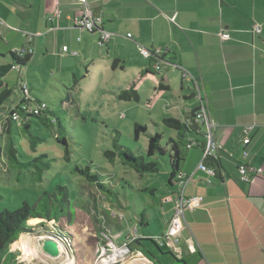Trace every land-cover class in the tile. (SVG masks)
<instances>
[{
    "label": "crops",
    "instance_id": "crops-1",
    "mask_svg": "<svg viewBox=\"0 0 264 264\" xmlns=\"http://www.w3.org/2000/svg\"><path fill=\"white\" fill-rule=\"evenodd\" d=\"M88 4L103 18L101 31L113 35L104 49L98 44L99 31L73 27L72 18L81 11L78 0H0V19L5 22L0 29V65L13 63L11 52L30 48L32 64L37 59H60L63 67L71 62L84 65L83 80L100 75L102 80L122 79L131 72L136 80L127 88L135 83L138 90L142 80L158 75L152 80L154 94L173 91V83L179 85L176 102L164 106L172 108L167 117L181 121L199 108L193 82L184 79L187 73L200 84L216 125V140L222 145L220 176L198 169L203 159L199 148L191 149L182 163L181 171L192 174L185 196H200L203 201L186 211L187 223L176 236L178 242H166L169 255L160 248L162 257L150 259L133 244L130 251L112 254L111 264H264V0H88ZM56 9L62 13L60 19L53 18ZM255 25L262 27L261 34L254 32ZM224 33L230 39L223 40ZM141 47L161 51L166 61H161V72L154 73ZM149 68L151 73L144 74ZM8 76L5 81L11 88L22 78L20 74L10 84ZM78 87L81 91L82 85ZM21 96H13V102ZM247 127L253 129L244 157ZM171 132L175 137L176 132ZM243 163L263 169L262 175L241 182L238 168ZM177 189L170 188L160 203L164 228L160 224L156 234L138 230L139 238L163 236L174 213L173 201L165 199ZM150 221L145 218L141 225ZM23 236L31 246V237ZM36 249L37 261L44 264L69 263L66 257L52 259L43 248Z\"/></svg>",
    "mask_w": 264,
    "mask_h": 264
},
{
    "label": "rangeland",
    "instance_id": "rangeland-1",
    "mask_svg": "<svg viewBox=\"0 0 264 264\" xmlns=\"http://www.w3.org/2000/svg\"><path fill=\"white\" fill-rule=\"evenodd\" d=\"M85 72L86 68L82 64L71 62L70 65L65 64L63 67L60 59H46L45 62L37 59V62L33 64L30 62L23 69L12 70L7 78L10 84L19 80L17 77L20 74L23 79L26 78L31 92L39 100L47 103L53 112L51 121L57 119L61 123L70 152L67 161L64 158L65 147L58 143L54 136L58 124L55 127H46L37 118H32V130L35 136L44 139L38 147V153L34 154L31 150L27 131L22 127L17 129L13 124L12 133L5 136L3 146L7 148L11 143L14 144L17 158L21 163H27L34 157L46 153L51 168L44 172L43 180L39 181L33 175V172L38 173L36 168L25 167L15 160L10 161L7 150L3 164L0 165V212L15 211L25 203L34 206L45 193H54L58 186L67 188L70 194V204L62 224L69 245L64 243L65 236L58 231L55 221L45 222L43 226L40 224L43 223L42 221L31 220L29 225L34 227L33 232L25 235L31 237L28 239L32 245L29 246L26 237L22 236L11 249V252L17 255L15 260L17 264H44L36 259L38 257L36 246L42 250L47 239L63 242L65 249L73 247L77 264H100L101 259L105 262V258H102L100 253V241L90 240L91 237H97L100 232L95 220L99 222L104 219L103 216L100 217L101 219H95L98 211L92 207L97 201L100 213L104 210L109 211V207H112L109 218L116 221L120 216L122 217V226L125 230L121 238L116 240L119 245L132 228L152 234L160 231V224L164 228L160 203L170 190L169 152L164 157L154 158L147 157L146 154L152 135L163 134L165 137L163 146L166 147V141L173 133L163 125L162 120L173 114L172 108L167 109L164 105L176 102L179 85L173 83L171 86L173 91H159L154 94L152 80L155 81L158 75L153 74L148 80L144 79L140 83L139 103L124 102L117 96L127 88L129 82L136 80L131 72L122 79L113 77L112 80L110 78L102 80L100 75L99 79L83 80ZM118 74L123 73L118 72ZM79 84L82 85L81 91ZM20 94L21 90L16 88L13 96ZM2 124L0 123V126ZM136 124L147 126V132L142 133L138 141L135 140ZM117 137L120 146L128 148L136 156H144L148 162L156 161L159 172L140 174L129 165H124L119 157L114 164L110 163L105 158L104 152L114 149ZM87 167H90L93 174L101 175L112 185L113 195H107L108 199L112 200V206L97 194L98 191L93 189L94 185L77 171ZM153 190L155 192L152 194ZM68 214H71L76 226H83L80 231L74 229L76 232H72L68 229L66 222ZM143 214L146 216V221L151 219L148 225L140 224ZM154 238L158 239L159 236ZM36 239L38 242L35 241ZM22 242L27 244L26 249L22 248ZM136 248L142 250L150 259L156 260V257H162L160 251L151 242L145 241L142 245H136ZM162 249L168 256L166 247ZM32 260L33 263L28 262ZM58 261H47V263L57 264Z\"/></svg>",
    "mask_w": 264,
    "mask_h": 264
},
{
    "label": "trees",
    "instance_id": "trees-1",
    "mask_svg": "<svg viewBox=\"0 0 264 264\" xmlns=\"http://www.w3.org/2000/svg\"><path fill=\"white\" fill-rule=\"evenodd\" d=\"M153 53V51H152ZM11 57L13 60L12 64L8 65H0V113L3 114L0 119V123H3L0 126V165L3 164V159L6 157V151L9 152V160H15L16 163H20L25 167H33L38 170V173H34L36 179L41 181L43 180L44 172L51 168L50 161L48 159V155L46 153L40 154L33 158V160L27 163H21L17 158L16 149L14 148V144H10L7 148H5L4 140L6 135H10L12 133L13 124H15L17 129L22 127L24 131H27V137L29 138L31 150L34 151V154L38 153V147L42 144L44 139L37 137L34 135L32 130V118H37L40 123L46 127L56 126L58 124L57 130H55L54 136L58 143L62 144L65 147L64 154L65 160H69L70 152L68 149V142L65 132L62 128L61 123L57 121V119H53L51 121V116H53V112L49 109L47 103L39 100V98L32 95L31 90L29 89L27 82L24 81L23 78H20L16 87H9L8 83H6L5 78L9 75V73L14 69V66H17L19 69H23L28 65L31 60L32 54H27L24 58H21L17 51L11 52ZM151 65L150 68H155L157 64H162L161 61L166 62L165 58L162 56H157L153 53L150 58ZM153 62H156L153 64ZM144 71V74L151 73V69ZM154 73L158 74L159 72L154 69ZM18 88L21 90V100L18 103L13 102L14 90ZM163 87L161 86V89ZM25 89L28 90V93L25 92ZM120 101L125 102H136L139 103L141 101V95L136 89V84L133 83L130 87L123 90L120 95L117 96ZM18 99V98H17ZM13 105H12V104ZM10 109H5L6 105H10ZM42 104H45L46 107H42ZM41 108L39 114L35 113V108ZM24 107L26 110H24ZM5 109V110H4ZM28 110V111H27ZM198 109L190 113L186 116L184 120H178L173 117H167L163 120V125L176 132V136H170L166 141V147L163 146L164 135L161 133H156L152 135L149 139V145L147 150V157L154 158L157 156L164 157L169 152L170 157V166L171 172L169 177L170 188L173 189L174 186H178V176L182 172L181 166L182 163L185 162L186 157L191 149H201L204 154V150L206 147V138L203 133V127L196 121V114ZM18 114L19 119L15 120L14 115ZM10 126V127H9ZM9 127V128H8ZM4 132V133H3ZM147 132V126H142L140 124L135 125V140L138 141L140 135L142 133ZM196 142L197 146L193 148H189L190 142ZM3 142V143H2ZM119 138L117 137L114 142L113 150H106L104 152L105 158L110 163H115L116 159L119 157L124 165H129L134 170H136L140 174H155L159 172V165L156 161H146L144 156H136L131 150L128 148H124L119 144ZM206 165L214 169L215 176H220L221 174V154L218 158L208 157L205 161ZM77 171L86 177V179L94 185L93 189L98 191L101 197L105 198L109 205H111L112 200L108 199L107 195H113V187L109 184L101 175H96L91 172L90 167L85 169H77ZM173 187V188H172ZM91 189V190H93ZM155 190L152 191V194ZM170 197H174L173 194ZM103 201V200H102ZM163 201V200H162ZM70 204V194L67 188L63 186H58L55 189V192L52 194L45 193L38 203L34 206L25 203L21 208L15 211L6 210L4 212H0V264H17L16 258L17 255L11 252L12 247L18 242L23 234H28L33 232V228L29 225L30 221H40L42 219L45 222L55 221L57 224L58 231L64 234V243L68 244L66 241V232L64 231L63 219L66 217V209H68ZM98 212L95 215V219H99L101 216L104 217L102 220H95L98 223L100 228V232L102 230H114L115 233H120L125 230L122 226V221L119 219L109 218L112 207H109V211L104 210L100 213L98 207V201L94 202L93 207ZM118 218V217H117ZM146 218L145 214L141 215V222L143 223ZM101 219V218H100ZM102 221V223H101ZM68 229H71L72 232L74 229L80 231L83 226H76L73 222V218L71 214H68L67 217ZM114 222V223H113ZM45 226V223H40ZM57 230V229H55ZM65 232V233H64ZM99 232V234H100ZM97 235V237H91L92 241H100L101 236ZM27 236H23L25 238ZM22 238V239H23ZM149 241L155 244L157 249L161 251L160 247L155 243V241L149 239L136 238L134 241V245H141V242ZM132 244V245H133ZM73 247L70 250L73 251Z\"/></svg>",
    "mask_w": 264,
    "mask_h": 264
},
{
    "label": "built area",
    "instance_id": "built-area-1",
    "mask_svg": "<svg viewBox=\"0 0 264 264\" xmlns=\"http://www.w3.org/2000/svg\"><path fill=\"white\" fill-rule=\"evenodd\" d=\"M78 1L81 5V11L72 18V23L74 25V28L80 29L88 33H94V32L99 31L100 38H99L98 44L101 47L106 46L112 39L113 35L104 30L101 31V27L103 24L102 16L100 14H96L90 8L88 4V0H78ZM61 16H62V13L60 9H56L53 18L60 19ZM53 18L51 19L53 20ZM4 24L5 22L0 19V29L4 26ZM254 32L257 34H261L263 32L262 27L260 25H255ZM23 36L27 38L28 40L32 39V35H29L27 33H24ZM128 37H131V35L129 34ZM222 39L228 40L230 39V35L228 33H224L222 34ZM63 51L68 52L69 48L67 46H64ZM17 53L21 58H24L25 56H27V54H32L33 51L30 48H21L20 50L17 51ZM140 53L145 59H150L153 53H155L157 56H161V51H156L152 53L150 49H147L144 47L140 48ZM72 54L77 55V52H72ZM14 69H19V68L17 66H14ZM155 69L156 71L161 72V64H157L155 66ZM184 79L193 82L194 89H195V96L199 101V108L196 114V121L202 125L203 133L205 134V138H206V147L204 150L203 159L201 163L199 164L198 169L205 171L206 173H208L210 176L213 177L215 176V171L211 167L207 166L205 161L208 157L218 158L222 151V145L216 140V137H215L216 125L211 117L208 101L203 95L199 82L196 80L195 77H193L192 75H188L187 73L184 74ZM25 92L28 93V90L25 89ZM42 107H46V105L42 104ZM24 110H26L25 107H24ZM40 110H41L40 106L36 107L35 113L39 114ZM14 119L18 120L19 115L15 114ZM252 129H253L252 127H247L243 131L244 134L246 135V137L243 140L244 147H245L243 151L244 157L248 156V146L251 143V139L248 135ZM195 146H197L196 142H193V141L190 142L189 148H193ZM238 171H239L240 181L243 183H250L254 177H259L263 173V169L261 168L255 169L251 165L245 164V163L239 165ZM178 180H179L178 186H177L178 189L176 190L174 197L173 198L168 197L165 199V202L173 201L174 203V213L171 218V221L169 222L167 230L163 234L162 237H159L158 239L154 237L151 238V240L153 239V241H155V243L160 248L166 247V242L168 240L171 241L173 239L175 243L178 242V240L176 239V236L185 228L186 223H187L186 211L195 210L201 205L203 201V197H200V196H193L189 198L185 196L186 188L192 180V174L181 172L178 176ZM120 220H122L121 216H120ZM99 235L101 236V240L99 242L101 257L105 258V262L101 259L100 264H111L110 257L112 254H114L115 252L122 253L121 250L130 251L131 246L136 240V238H139L137 228H132L129 231V233L126 235V238L123 239L120 245L117 244L116 240L121 238L122 232L115 233V235H113L112 230L106 229V230H102ZM175 251L177 255L181 257L178 250H175ZM70 253H71V257L75 260L74 264H77L73 251L70 250Z\"/></svg>",
    "mask_w": 264,
    "mask_h": 264
},
{
    "label": "water",
    "instance_id": "water-1",
    "mask_svg": "<svg viewBox=\"0 0 264 264\" xmlns=\"http://www.w3.org/2000/svg\"><path fill=\"white\" fill-rule=\"evenodd\" d=\"M39 220L45 223V221H43L42 219H39ZM43 250L46 253V255L52 259H61L62 257H66L70 259L71 257L70 250L65 249L64 243L63 242L60 243L56 239H53V240L47 239L44 242Z\"/></svg>",
    "mask_w": 264,
    "mask_h": 264
},
{
    "label": "bare ground",
    "instance_id": "bare-ground-1",
    "mask_svg": "<svg viewBox=\"0 0 264 264\" xmlns=\"http://www.w3.org/2000/svg\"><path fill=\"white\" fill-rule=\"evenodd\" d=\"M21 245H22V248H24V249H26L27 248V244L26 243H21ZM68 262V261H67ZM75 263V260L72 258V257H70V259H69V263H67V264H74ZM66 264V263H65Z\"/></svg>",
    "mask_w": 264,
    "mask_h": 264
}]
</instances>
